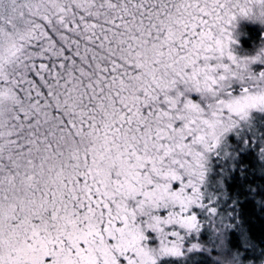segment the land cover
Segmentation results:
<instances>
[{"label": "snow or ice", "instance_id": "snow-or-ice-1", "mask_svg": "<svg viewBox=\"0 0 264 264\" xmlns=\"http://www.w3.org/2000/svg\"><path fill=\"white\" fill-rule=\"evenodd\" d=\"M264 0H0V264H264Z\"/></svg>", "mask_w": 264, "mask_h": 264}, {"label": "trees", "instance_id": "trees-1", "mask_svg": "<svg viewBox=\"0 0 264 264\" xmlns=\"http://www.w3.org/2000/svg\"><path fill=\"white\" fill-rule=\"evenodd\" d=\"M233 23L234 28L231 30L236 43L231 47L234 54L239 57L255 55L257 49L264 45V25L247 17H237ZM263 65L254 63L250 67L256 71ZM244 219L245 226L254 236L264 233V212L254 202L245 206Z\"/></svg>", "mask_w": 264, "mask_h": 264}, {"label": "clouds", "instance_id": "clouds-1", "mask_svg": "<svg viewBox=\"0 0 264 264\" xmlns=\"http://www.w3.org/2000/svg\"><path fill=\"white\" fill-rule=\"evenodd\" d=\"M254 2H255V0H254ZM261 11H264V9H261V8L257 7V8L255 9V14H256V16H259V14L261 13ZM253 21H254V20H253ZM261 49H264V45L261 46Z\"/></svg>", "mask_w": 264, "mask_h": 264}, {"label": "rangeland", "instance_id": "rangeland-1", "mask_svg": "<svg viewBox=\"0 0 264 264\" xmlns=\"http://www.w3.org/2000/svg\"><path fill=\"white\" fill-rule=\"evenodd\" d=\"M254 69V73H258L259 71H261V70H264V65L263 66H260V67H258V69L255 71V68H253Z\"/></svg>", "mask_w": 264, "mask_h": 264}]
</instances>
